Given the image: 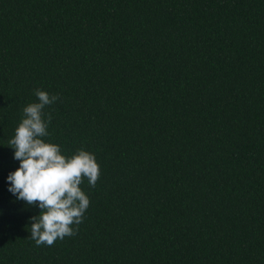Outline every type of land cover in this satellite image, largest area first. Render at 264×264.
Segmentation results:
<instances>
[{"label":"trees","instance_id":"16d2710c","mask_svg":"<svg viewBox=\"0 0 264 264\" xmlns=\"http://www.w3.org/2000/svg\"><path fill=\"white\" fill-rule=\"evenodd\" d=\"M36 89L100 166L52 246L7 182ZM0 264H264V0H0Z\"/></svg>","mask_w":264,"mask_h":264},{"label":"clouds","instance_id":"9594fccd","mask_svg":"<svg viewBox=\"0 0 264 264\" xmlns=\"http://www.w3.org/2000/svg\"><path fill=\"white\" fill-rule=\"evenodd\" d=\"M34 94L37 102L23 108V118L8 141L13 158L19 161V167L7 177L8 191L28 206H38L40 214L30 219L31 239L37 246H52L58 239L77 234L90 204L80 185L86 178L94 188L100 166L83 149L66 157L60 146L45 142L52 116L44 110L60 97L41 89Z\"/></svg>","mask_w":264,"mask_h":264}]
</instances>
